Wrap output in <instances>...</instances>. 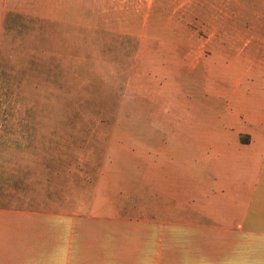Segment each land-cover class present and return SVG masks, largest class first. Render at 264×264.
Listing matches in <instances>:
<instances>
[{
    "label": "rangeland",
    "instance_id": "1",
    "mask_svg": "<svg viewBox=\"0 0 264 264\" xmlns=\"http://www.w3.org/2000/svg\"><path fill=\"white\" fill-rule=\"evenodd\" d=\"M76 1L28 4L39 18L0 35V205H115L127 187L147 202L164 155L264 135V0ZM94 12L108 45L84 26ZM66 167L90 181L69 189Z\"/></svg>",
    "mask_w": 264,
    "mask_h": 264
},
{
    "label": "crops",
    "instance_id": "2",
    "mask_svg": "<svg viewBox=\"0 0 264 264\" xmlns=\"http://www.w3.org/2000/svg\"><path fill=\"white\" fill-rule=\"evenodd\" d=\"M42 1L0 0V35L21 19L39 18L42 9H30ZM82 1L121 3L123 10L124 1L142 0ZM98 18L91 13L84 26L108 45L113 29L101 31ZM248 134L245 143L211 138L210 149L179 165L164 155L161 173L147 174V202L127 187L126 200L115 205L73 195L67 198L74 203L66 199L51 211L0 205V264H264V135ZM89 173L66 167L54 177L70 176L71 189L78 179L89 182Z\"/></svg>",
    "mask_w": 264,
    "mask_h": 264
}]
</instances>
